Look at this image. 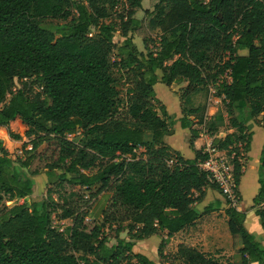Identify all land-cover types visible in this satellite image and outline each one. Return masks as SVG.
Instances as JSON below:
<instances>
[{
    "label": "trees",
    "instance_id": "16d2710c",
    "mask_svg": "<svg viewBox=\"0 0 264 264\" xmlns=\"http://www.w3.org/2000/svg\"><path fill=\"white\" fill-rule=\"evenodd\" d=\"M142 1L0 0V204L5 196L14 204L0 220V264H155L132 252L137 241L172 238L219 209L220 201L202 213L193 208L207 189L223 194L198 167L208 159L205 147L185 160L166 146L171 124L154 105L158 73L166 87L185 84L179 95L184 129L198 112L187 108L191 97L213 88L233 133L212 140V148L233 156L234 193L241 200L242 162L252 140L247 122L259 118L264 125V0H158L146 12L157 32L149 41L154 48L143 39L146 52L129 36L142 28L135 17ZM46 20L64 25L48 27ZM116 34L120 58L112 62ZM28 80L41 89L34 100L14 91L16 82ZM15 122L29 139L22 168L38 159L48 181H57L43 201L29 199L31 182L12 167V140L19 136L9 126ZM210 122L215 136L225 118ZM196 135L192 130V139ZM258 185L252 210L264 233V145ZM83 192L88 198L109 192L97 219L80 212ZM226 203L239 262L179 244L172 263L264 264V245L244 227L246 213ZM53 218L72 224L60 231ZM113 226L129 240L109 246L105 231Z\"/></svg>",
    "mask_w": 264,
    "mask_h": 264
},
{
    "label": "rangeland",
    "instance_id": "374dc122",
    "mask_svg": "<svg viewBox=\"0 0 264 264\" xmlns=\"http://www.w3.org/2000/svg\"><path fill=\"white\" fill-rule=\"evenodd\" d=\"M158 0H143L141 3V9L137 10L135 17L142 21L143 25L141 30L138 33H130L129 36L132 38L133 43L135 44L136 48L139 51L146 52L144 49V42L143 39L147 38L149 43V48H154V45L151 44L149 41H156L157 40V32L150 29L148 25V16L146 12H151L153 10L154 4L157 3ZM122 2H125V0H122ZM120 9V7H119ZM45 24L48 27L52 28H58L60 26H63L64 23L61 21H54V20H46ZM122 39L119 37L118 34H116V37L114 39V44H116V49L111 55V61L115 62L117 61L120 56L118 55V49L120 47ZM178 96L183 94V88L185 87V84H178ZM23 90L25 93V96L28 100H34L37 97V94L40 92V87L37 86L35 83H32L31 80L25 81V84H22L20 82H16L14 85V91L16 90ZM176 87L173 88L175 90ZM172 90V89H171ZM154 92L156 97L155 100V108L157 110V113L159 116H162V114L166 111V113L169 114L170 119H173L174 116L178 113L179 109V99L177 95L169 91L167 87L163 84H157L156 87L154 86ZM9 98H7L6 103L9 101ZM2 106H0V109ZM188 109H196L198 108V112L194 114V120L190 121L193 126V129H190L189 131L192 134V130H204L205 136H208L211 140H214L215 138H224L229 129V124L226 118V113L224 111L223 105L221 102L215 98L214 91L212 87H209L205 90H202L198 92L196 95H193L191 97L190 103L187 105ZM222 115L223 118H225V122L223 125L216 124L218 127V133L215 136H212L209 132V125L208 123L211 121H214V118L216 116ZM207 119V120H205ZM210 122V123H211ZM253 124L251 125L252 128L255 129L256 135H255V143L253 145L252 149V155L254 154L256 148L258 149L261 143L264 141V130L260 132V130L256 129L257 127L263 128L264 125L260 122V119H256L254 121H251ZM247 122V126H248ZM9 129L11 130V133L14 135L19 136V139L12 140L14 144V152L12 155L9 156L10 160L12 161V167L16 173V175L19 177L20 180H29L31 182V194L29 196V199L35 200V201H43L47 199V190L49 188H54V186L57 184V181L54 179L52 182L48 181V176L46 175V170L44 168V164L38 160L34 159L30 166L27 169L22 168V162L26 160V157L23 154V150L25 146H28L29 139L24 137L23 134V125L20 122L12 123L11 126H9ZM231 131V130H230ZM233 131V130H232ZM222 133V134H221ZM249 133V132H248ZM223 134L225 136H223ZM192 138V137H191ZM29 148V147H27ZM44 148V145L40 147L38 152L40 153ZM205 148H207L205 146ZM184 151L185 148L183 147ZM224 153V154H223ZM219 153L218 157L222 158L224 157L227 159V155L225 156V152ZM228 161V159H227ZM241 162V161H240ZM245 166L246 161L242 162ZM95 172V171H93ZM55 176H58L60 172L55 171ZM257 176L259 177V167ZM258 181L255 183V186L253 187V193L256 196L258 193ZM251 189H248L244 191L243 193V200L240 204V207L242 209H248V206L251 205V201L249 200V196L251 197ZM242 192V191H241ZM82 196H84V199L81 203H79V207L81 209L80 212L85 213L88 220L97 219L100 216L101 210L105 207L106 200L110 196L109 192L106 194H101L97 198H88L87 193H82ZM217 196H219L221 205L218 210H216L213 213L210 214H203L202 217L204 219L199 223V225H203L205 227H208L212 217H214L215 220L222 219V214L220 212H224L225 209L228 207V204L226 203V200L223 196H221L219 193H217ZM51 199L56 200V196H51ZM9 197L5 196L4 200L0 204V220L5 216V214L8 212V210L14 205L12 202L9 201ZM216 202V201H215ZM19 204H22L23 201H18ZM240 201L237 203L236 207L239 206ZM204 204V203H203ZM212 204V203H211ZM196 208L197 211L199 210L200 213L203 212L204 208L202 204H197L193 207ZM252 210V206L250 208ZM198 211V212H199ZM207 220V221H206ZM205 221V222H204ZM72 222L70 220L65 221H59L57 219L53 218V226L59 229L60 231H64L67 227L71 226ZM250 224L257 228L260 227L259 219L256 218L255 215L251 214L248 216V230L250 228ZM116 229L115 226H113L111 229H107L105 231L108 245L112 246L117 243L118 240L122 241H128L129 237L126 231L121 232L119 234H116L114 230ZM207 233L204 231L199 232V235L191 237V241L194 242L198 249L203 250L207 248V251H215V255L219 256L218 260L223 261H233L235 263L239 262V255L236 250H234L232 243H228L226 245V249H214L215 246H213V249H211L209 244L206 242ZM165 240V245L161 248L162 255H159V248L161 240ZM258 242H260L262 245H264V239L263 237L256 238ZM178 241H181V238H179V235L175 236L173 235L172 238L166 239L164 234H161L159 236H154L149 239H144L141 241H137L135 244V247L133 248L132 252L134 254H141L147 257L149 260L154 262L155 264H174L172 263V257L176 252V243ZM232 241V240H231ZM206 243V244H205ZM225 252V253H224ZM224 254V255H223Z\"/></svg>",
    "mask_w": 264,
    "mask_h": 264
},
{
    "label": "crops",
    "instance_id": "0c3cea01",
    "mask_svg": "<svg viewBox=\"0 0 264 264\" xmlns=\"http://www.w3.org/2000/svg\"><path fill=\"white\" fill-rule=\"evenodd\" d=\"M158 77H159V82L157 84H161L160 83L161 73H158ZM156 85H155V87H156ZM174 87H176L175 90H173ZM167 89H169V91H171L172 93L177 95V97L179 99L178 83L173 84L171 87H167ZM179 109L180 110L178 111L176 116H174L173 119H170L169 114L166 113V111H165L166 119L171 124V126H170L171 133L168 136H166L165 144H166V146H168L171 149V151L178 153L183 159L191 160L194 158L195 151H198L201 148L212 143V140L210 138H208V136L201 134L200 130H195L197 135H196V138L192 139L191 138L192 134H190L191 132L189 130L193 129V126L191 125L189 128H185V129L182 127L183 114H182V110H181L180 100H179ZM188 119L190 121H193L194 117L190 116V117H188ZM193 122H195V121H193ZM252 124L253 123L251 121L248 123L249 132L252 133V140L250 143V148L246 153V157L248 158V160L246 161L245 166L243 168L242 177L240 180V184L238 186V191H239V195H240L241 200H240L239 206L237 207V210L243 211L246 213V219L244 222V227L246 228V230L249 233L255 235L256 238L263 237V239H264V233H263L261 226L259 228H257V226L253 227L250 224L251 230L250 229L248 230V226H249L248 225V216L251 214L255 215L254 211L251 210L250 208L252 206V200L255 197V195L253 193V187L255 186V183H257V181H258L257 172H258V167H259V155L261 152V148L264 145V141H263L261 143V145L259 146V148L258 149L256 148L254 154L252 155V149H253V145L255 143L254 139H255V135H256L255 129L251 127ZM256 129L260 130V132H261L264 130V126H263V128L256 126ZM230 133H233V131L229 130L227 134H230ZM223 136H225V135L223 134ZM183 147L185 148V151H184ZM251 188H252V190H251L250 194H252V195H251V197L249 196V200L251 201V205L248 206V209H242L240 207V204L243 200V193H244V191L251 189ZM218 200H220V198H219V196H217V192L210 190V189H207L206 194H205V198L200 204H202L203 207H207L211 203H214L215 201H218ZM199 213H200V211H199ZM220 213L223 215L222 219L215 220L214 217H212V220H211L208 227H205L204 224L199 225V223H201V221L204 219V217H201L193 226H190V227L186 228L184 231L175 234V236L179 235V238H181V241H178L176 243V248L179 244H184V245H187L190 247L197 248L196 244L191 241V239H192L191 237L199 235V232L204 231L208 235L206 238L207 239L206 242L210 245L209 247L211 249H213V246H215L214 249H224L225 250L226 245L228 243H232V241H231L232 239H231V236L228 232L227 219L225 217V214H224V212H220ZM256 218H258V217H256ZM201 251L205 252L207 254H210L215 258L219 257V256L215 255V251L208 252L207 248H205ZM220 261H223V260H220ZM230 262L235 263L233 261H230ZM254 264H256V263H254Z\"/></svg>",
    "mask_w": 264,
    "mask_h": 264
},
{
    "label": "built area",
    "instance_id": "2783aa9c",
    "mask_svg": "<svg viewBox=\"0 0 264 264\" xmlns=\"http://www.w3.org/2000/svg\"><path fill=\"white\" fill-rule=\"evenodd\" d=\"M119 7L120 4L115 7V10H118ZM201 134H204V130H202ZM206 147L205 152L208 155V159L197 162L199 169L212 175L213 181L221 189L224 198L229 203V206L237 208L236 205L239 202V198L234 193L236 185L233 179V165L231 163V158L233 156L227 157V161L224 157H218L220 151L213 149L212 143L208 144ZM238 159L241 161L240 157H238ZM174 163H176L175 159L168 162L169 165H173Z\"/></svg>",
    "mask_w": 264,
    "mask_h": 264
}]
</instances>
